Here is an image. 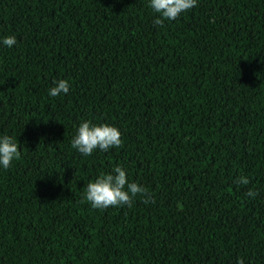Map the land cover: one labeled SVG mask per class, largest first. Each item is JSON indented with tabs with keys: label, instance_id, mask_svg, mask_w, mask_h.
<instances>
[{
	"label": "trees",
	"instance_id": "16d2710c",
	"mask_svg": "<svg viewBox=\"0 0 264 264\" xmlns=\"http://www.w3.org/2000/svg\"><path fill=\"white\" fill-rule=\"evenodd\" d=\"M0 0V264H264V0ZM53 79L66 94L50 97ZM83 120L120 145L83 156ZM122 166L130 205L84 187ZM248 178L249 184L236 181ZM251 188L255 197L245 193Z\"/></svg>",
	"mask_w": 264,
	"mask_h": 264
},
{
	"label": "clouds",
	"instance_id": "9594fccd",
	"mask_svg": "<svg viewBox=\"0 0 264 264\" xmlns=\"http://www.w3.org/2000/svg\"><path fill=\"white\" fill-rule=\"evenodd\" d=\"M148 7L156 14L154 25H162L165 21L175 20L183 12L193 8L197 0H147ZM16 44L14 35L0 36V46L8 48ZM69 81L53 79L46 89L47 95L56 97L69 91ZM120 130L113 124L93 123L89 120L81 121L75 128L70 145L83 156H90L96 150L107 152L121 143ZM19 156L16 140L6 134H0V170L8 169L14 159ZM237 183L248 185V178L241 176ZM140 194L145 197L144 188L135 182L129 181L122 166H115L108 172L98 174L90 180L83 190V198L94 209H105L109 206L130 205L132 197ZM248 197H255L256 192L251 188L245 193Z\"/></svg>",
	"mask_w": 264,
	"mask_h": 264
}]
</instances>
